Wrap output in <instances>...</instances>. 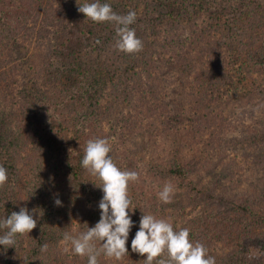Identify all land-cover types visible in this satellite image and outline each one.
Instances as JSON below:
<instances>
[{"label":"trees","instance_id":"trees-1","mask_svg":"<svg viewBox=\"0 0 264 264\" xmlns=\"http://www.w3.org/2000/svg\"><path fill=\"white\" fill-rule=\"evenodd\" d=\"M100 2L118 15L136 12L130 27L139 52L118 51L116 25L85 20L77 0H0V166L8 176L0 219L27 207L37 220L1 257L87 264L63 241L100 219V181L80 165L87 142L107 139L115 165L139 180L135 166L145 160L136 154L157 134L179 152L184 141L199 144L201 155L174 151L149 162L141 190L138 180L127 190L129 254L119 261L101 255L99 264H144L131 251L143 214L187 228L215 264H247L251 248L262 262L250 264H264V0ZM242 103L251 109L226 115L222 108ZM233 131L239 137L227 138ZM242 162L252 182L239 191ZM167 181L184 190L164 204L158 193ZM195 209L196 217L185 216Z\"/></svg>","mask_w":264,"mask_h":264},{"label":"clouds","instance_id":"clouds-1","mask_svg":"<svg viewBox=\"0 0 264 264\" xmlns=\"http://www.w3.org/2000/svg\"><path fill=\"white\" fill-rule=\"evenodd\" d=\"M78 11L94 23H112L116 25V48L118 51L131 55L142 49V41L136 36L135 29L130 27L136 21V12L129 11L126 15L116 14L110 3L100 0L84 2L77 0ZM111 147L107 139L89 140L84 149L80 165L91 176L100 181L102 197L99 201L100 219L94 227L78 236L64 234L63 241L70 244L74 255L87 257V264H99V257L121 260L129 250L126 247L129 233L134 227L129 215L134 211L128 198V186L138 180L135 171H121L109 155ZM8 180L7 170L0 166V185ZM174 188L165 183L158 193V199L167 204L171 201ZM56 206H62L55 199ZM35 210L29 211L21 207L19 212H12L5 219H0V249L6 251L15 248L17 238L29 234L37 226ZM99 242L100 247H96ZM47 244L41 245V252H46ZM131 251L144 259V264H215V257L208 254L200 243H192L187 228L174 230L173 225L164 219L143 214L139 222V230L131 240ZM166 253V258L163 254Z\"/></svg>","mask_w":264,"mask_h":264},{"label":"rangeland","instance_id":"rangeland-1","mask_svg":"<svg viewBox=\"0 0 264 264\" xmlns=\"http://www.w3.org/2000/svg\"><path fill=\"white\" fill-rule=\"evenodd\" d=\"M201 4V3H200ZM219 8V7H218ZM166 25H170V21H165L164 22ZM21 63H25V61L22 62V60L20 61ZM35 60L33 59L32 62L30 61V63H34ZM234 106H226V107H223V110H224V113L226 115L230 114L231 112L232 113H236V114H241L244 112V110H249L251 109V107H249L246 103H242V104H238L237 106L235 105L234 108H232ZM256 115L257 117L260 116V113H258V111L256 110ZM247 117V115H246ZM250 126L253 124V120H250L249 122ZM241 129V126L239 127ZM239 131H237V133L235 131L233 132H230L228 134V137L227 138H234L235 137H239ZM147 134H145V138H147ZM141 141V140H140ZM150 141V144H149V147L144 150L142 153L141 151L139 152V154L137 153V160H143L142 157H144V160H145V163L142 164L140 163L139 165L140 166H135L136 169H138V172H140V178L138 180V183L136 184V186L138 187V189L141 190V182H143V177H145L146 175V167L148 166L149 162L153 161V160H156L157 158L158 159H166L167 156H170L169 153L170 152H174V151H177V148L175 147V145L173 144L172 140L169 138H166L165 136L163 135H157V134H153L151 140ZM183 144V147L180 149L181 152H179L182 157H185L186 159H189L190 157H198L200 156V152H201V146L199 144H195V143H192L191 141L189 142H186L184 141ZM179 150V149H178ZM245 168V164L242 163H238V169L236 170L237 173H239L240 175H242V184L240 185L239 187V191H241L243 188L245 189V187H248V185H250V183L252 181H245L246 178H249V172L247 170L244 169ZM166 183H171V185L173 186L174 188V192L172 194V198L171 200L173 199V201L176 199L175 196H178L179 193H182V191L184 190L182 188V186H178L177 185V182H171V181H167ZM172 201V202H173ZM186 217L188 218H192V217H196L198 214H199V210L195 209V210H191L187 213H184ZM184 218V222L187 221V218ZM178 222H180V219H178ZM219 253H222V251L220 250H217ZM255 257L257 258L258 261L262 262V257H261V253L260 251L256 250L255 248H251L250 249V252L249 254L246 256V261H247V264L254 260ZM0 264H7V262L1 257L0 255Z\"/></svg>","mask_w":264,"mask_h":264}]
</instances>
